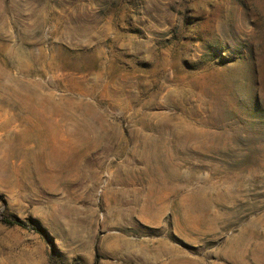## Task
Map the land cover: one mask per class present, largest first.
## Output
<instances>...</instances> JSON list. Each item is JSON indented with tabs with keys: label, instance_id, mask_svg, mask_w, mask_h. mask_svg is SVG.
<instances>
[{
	"label": "rangeland",
	"instance_id": "obj_1",
	"mask_svg": "<svg viewBox=\"0 0 264 264\" xmlns=\"http://www.w3.org/2000/svg\"><path fill=\"white\" fill-rule=\"evenodd\" d=\"M0 264H264V0H0Z\"/></svg>",
	"mask_w": 264,
	"mask_h": 264
},
{
	"label": "trees",
	"instance_id": "obj_2",
	"mask_svg": "<svg viewBox=\"0 0 264 264\" xmlns=\"http://www.w3.org/2000/svg\"><path fill=\"white\" fill-rule=\"evenodd\" d=\"M0 222L6 224V225H10V226H20V227H25L26 226V222L22 219H20L19 217H15V216H7L4 213V210H0Z\"/></svg>",
	"mask_w": 264,
	"mask_h": 264
}]
</instances>
